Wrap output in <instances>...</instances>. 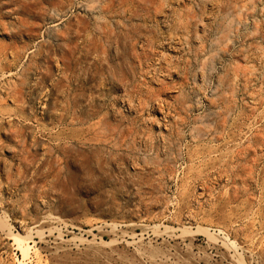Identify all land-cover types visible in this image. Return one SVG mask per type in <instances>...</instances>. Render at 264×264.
Instances as JSON below:
<instances>
[{"label": "rangeland", "instance_id": "obj_1", "mask_svg": "<svg viewBox=\"0 0 264 264\" xmlns=\"http://www.w3.org/2000/svg\"><path fill=\"white\" fill-rule=\"evenodd\" d=\"M0 264H264V0H0Z\"/></svg>", "mask_w": 264, "mask_h": 264}]
</instances>
